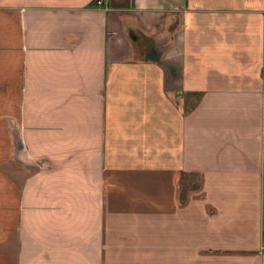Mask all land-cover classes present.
<instances>
[{
    "label": "crops",
    "instance_id": "obj_1",
    "mask_svg": "<svg viewBox=\"0 0 264 264\" xmlns=\"http://www.w3.org/2000/svg\"><path fill=\"white\" fill-rule=\"evenodd\" d=\"M0 0V264H264V0Z\"/></svg>",
    "mask_w": 264,
    "mask_h": 264
},
{
    "label": "built area",
    "instance_id": "obj_2",
    "mask_svg": "<svg viewBox=\"0 0 264 264\" xmlns=\"http://www.w3.org/2000/svg\"><path fill=\"white\" fill-rule=\"evenodd\" d=\"M97 3H98V4H100V3H101V1H100V0H97Z\"/></svg>",
    "mask_w": 264,
    "mask_h": 264
}]
</instances>
